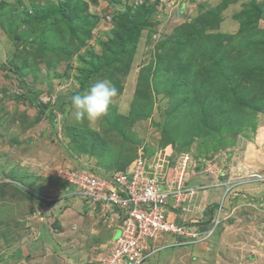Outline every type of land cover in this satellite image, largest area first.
Masks as SVG:
<instances>
[{
	"label": "rangeland",
	"instance_id": "obj_1",
	"mask_svg": "<svg viewBox=\"0 0 264 264\" xmlns=\"http://www.w3.org/2000/svg\"><path fill=\"white\" fill-rule=\"evenodd\" d=\"M105 78L119 89L107 115L78 122L72 96ZM141 152L164 164L185 153L188 173L212 171L218 230L254 245L235 249L244 261L221 263L264 264V200L231 202L237 161L264 155V0H0V264H45L21 262L27 256L11 246L35 237L39 216L15 232L6 214L38 199L79 260L96 255L109 231L94 228L108 218L70 188L68 172L108 176ZM68 220L80 227L68 231ZM211 238L180 248L177 264H211L198 256Z\"/></svg>",
	"mask_w": 264,
	"mask_h": 264
},
{
	"label": "built area",
	"instance_id": "obj_2",
	"mask_svg": "<svg viewBox=\"0 0 264 264\" xmlns=\"http://www.w3.org/2000/svg\"><path fill=\"white\" fill-rule=\"evenodd\" d=\"M166 162L159 157L148 160L141 152L124 170L108 176L85 168L70 169L68 181L73 188L119 228L108 251L94 264H143L165 247L197 245L215 231L220 222L215 213L206 225L169 217L176 210H186L183 203L191 189L184 178L190 162L187 154L181 153L165 175ZM169 236H173L170 242Z\"/></svg>",
	"mask_w": 264,
	"mask_h": 264
},
{
	"label": "crops",
	"instance_id": "obj_3",
	"mask_svg": "<svg viewBox=\"0 0 264 264\" xmlns=\"http://www.w3.org/2000/svg\"><path fill=\"white\" fill-rule=\"evenodd\" d=\"M252 157H247L245 155L242 161H239V160L237 161L240 166L237 168H239L240 171L237 173L238 175L237 178L233 177V179H236V180L238 179L239 181L237 182L239 183H237L236 185L235 189L237 190V192L233 193L232 201H231L233 202L232 205L234 204L233 208L235 209L239 208L240 207L239 204L240 203L243 204L246 198L247 200L251 199L255 201V203H257L256 199L258 198L264 200V155H260V156L258 155L256 159ZM171 166H172V163L170 165L164 166L163 173L165 175L168 171H170ZM204 168L200 169L199 171L192 170L191 173H188V176L186 177L184 183L187 186V188L191 189V193L186 195V200L183 203V205L187 208L186 209L187 211L179 212V210H176V213H170L169 217L171 219H176L177 222H180V221L189 222V223H201L202 222L204 225L209 223L211 217L214 214L215 207H217L218 202H219L220 189L218 186L220 185H218V182L216 180L217 178L215 177L216 178L215 179L213 177L212 171L208 173L210 170L204 169ZM249 172H252V175H250L251 173L248 174ZM242 173H244L245 175L241 176ZM201 185H204L206 187L200 189L199 186ZM70 188L72 187L70 186ZM4 189L5 191L8 190L7 188H4ZM12 192L15 193L17 198H20L22 196V198L26 199L25 197H23L24 195L17 188L13 187ZM39 193L42 194V192L40 191ZM234 194L237 195L236 201H234ZM38 200H34L32 202L27 201V205L25 208L24 207L21 208L20 206V207H17L14 211L11 210L6 213L7 216H10L9 218H11V223H12V226L15 232L18 229L21 230L22 232L23 230L21 229V227H23V225L29 224V221H27L28 219L32 220L33 217L39 216V219L36 218L34 220L35 222L31 223L32 226L33 224L37 226L35 230L36 238L35 237H33L32 239L24 238L22 243L18 244L16 243L17 242L16 241L15 243L11 245L15 249L21 250L20 254H23L24 257L27 256L25 259H22L21 255L17 254L19 258L22 259L21 262L28 261L29 263L31 262L36 263V261L39 260V261H44L45 264H89V263L94 264L96 258L99 255L105 254L108 251L111 240L119 234V228L117 227L115 220L109 219V218L104 219L100 216L98 217L95 214H92L99 218V223H97L94 230L100 231L101 233V230L103 229V231L104 232L106 231V233H108L107 231H109V234H107V237H104V238L102 237L103 239L101 238L100 240H98V243L96 245H93V247H96L95 248L97 251L96 255L93 254V256L91 257L90 255H86V256H83L79 260L78 254L73 253L74 249L77 248L78 246H76V244H70L72 241H71V238L69 237V234L68 233L66 234L63 230H61V227L59 228V232H56L57 229L50 224L51 222H48V218L43 219L41 217V214H43V216L46 214L47 210L44 209L43 206L47 205L49 201H47L46 199H44L43 201L42 200L38 201ZM9 201H12V200H9ZM64 201H72V206L80 207L79 210L81 212L83 211L84 203L82 201H81L82 202L81 204L79 200H73L72 198L67 199V197H65ZM12 204L17 205V201L16 203H12ZM42 204L43 206L41 208L42 209V212H41L37 208V205L41 207ZM223 205L224 207H230L228 198L223 199ZM263 206H264V202H263ZM248 210H252V209L250 208ZM21 213L23 215L26 214L25 216L27 219L24 217L19 218L18 216L21 215ZM70 219L72 220V218ZM71 220H68L69 222L66 223L65 226L70 224ZM91 221H93V219L90 220V222ZM64 223L65 222H62L61 226L64 227ZM227 223H230V222L227 220L225 222V225ZM78 225H79L78 221L76 224H73L72 222V225L70 224L68 226L69 228L68 231L72 229L77 230V228L80 227ZM247 225L248 224H246V226ZM53 228H55V230H53ZM251 228L252 226L248 229H251ZM220 229L221 227L219 228V230L218 228H216L214 234L211 236L212 238L214 236H217L218 237L217 242H214L213 239L211 238L208 242L204 243L203 245L204 251L203 253L198 254V256L200 257L203 256L204 261L210 262L211 264H222L221 261L225 260L228 262L233 259H239V262L244 261L245 256L241 255L239 258L237 254L238 252H236L235 249L238 251H242V248L244 246H246L247 248L249 247L251 248V247H254V245L243 243L241 241L242 243L240 246H235L236 242L227 239L228 238L227 236L229 234L225 233V228L223 230L222 229L220 230ZM27 230L28 229L26 228L25 232H27ZM78 232L80 234H83V231H80V229L78 230ZM90 239H92V237H90ZM172 239H173V236H169L167 238V241L170 242ZM93 244L95 243L93 242ZM197 245L190 244L187 246H168L166 248H163L159 252H157L151 258H149L147 262L149 261L150 264H156V263L157 264H177L179 260L176 257L177 256L176 253L179 250H181L180 252H182V249L180 248L182 247L192 248ZM230 248H233L234 250L231 251ZM88 256L90 257V259L88 258ZM228 258L230 260H228ZM12 263H14V261Z\"/></svg>",
	"mask_w": 264,
	"mask_h": 264
},
{
	"label": "clouds",
	"instance_id": "obj_4",
	"mask_svg": "<svg viewBox=\"0 0 264 264\" xmlns=\"http://www.w3.org/2000/svg\"><path fill=\"white\" fill-rule=\"evenodd\" d=\"M118 92L119 89L116 87V85L110 79L105 78L96 81L83 93H77L73 95L71 101L72 106L75 109V119L78 122H82L84 120L94 122L102 119L107 115L114 98L118 95ZM178 156L171 161L172 164H174ZM165 165H170V163ZM71 187L73 189V186Z\"/></svg>",
	"mask_w": 264,
	"mask_h": 264
},
{
	"label": "trees",
	"instance_id": "obj_5",
	"mask_svg": "<svg viewBox=\"0 0 264 264\" xmlns=\"http://www.w3.org/2000/svg\"><path fill=\"white\" fill-rule=\"evenodd\" d=\"M46 15L44 14V12H42L41 14H40V17H45ZM50 30V32L52 33L53 31V28H44L43 30H40V31H43L42 33L44 34L43 36H46V35H48V34H51V33H48L47 34V31H49ZM36 42V40L34 41L33 40V44ZM41 43H42V41H40ZM39 43V42H38ZM40 44V43H39ZM41 45V44H40ZM124 169V168H123ZM215 232V231H214ZM214 232L212 233V235L214 234Z\"/></svg>",
	"mask_w": 264,
	"mask_h": 264
}]
</instances>
